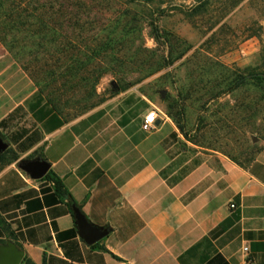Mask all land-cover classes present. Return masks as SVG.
Returning <instances> with one entry per match:
<instances>
[{"label": "crops", "instance_id": "0c3cea01", "mask_svg": "<svg viewBox=\"0 0 264 264\" xmlns=\"http://www.w3.org/2000/svg\"><path fill=\"white\" fill-rule=\"evenodd\" d=\"M37 91L0 97V123L22 108L0 127L18 154L0 169V244L13 242L34 264H247L244 246L264 264V148L240 165L195 153L166 116L151 132L105 126L100 110L68 120L38 103ZM36 159L74 203L19 168ZM73 205L109 236L88 246Z\"/></svg>", "mask_w": 264, "mask_h": 264}, {"label": "rangeland", "instance_id": "374dc122", "mask_svg": "<svg viewBox=\"0 0 264 264\" xmlns=\"http://www.w3.org/2000/svg\"><path fill=\"white\" fill-rule=\"evenodd\" d=\"M135 1L129 7L118 1L103 16L84 19L81 32L65 23L55 43L41 48L27 39L25 55L15 57L20 47L10 52L0 41V97L18 101L39 89L37 83L49 77L41 70L63 69L65 52L90 54L106 41L108 32L99 29L114 23L125 4L130 16L122 21L135 19L139 31L74 75L72 91L59 101L64 116L75 120L100 110L105 126L141 130L145 116L157 110L195 153L249 164L264 148V93L251 79L240 88L235 79L264 75V0ZM100 67L106 74L92 77ZM63 83L46 92L58 97ZM8 164L0 162V169Z\"/></svg>", "mask_w": 264, "mask_h": 264}, {"label": "trees", "instance_id": "16d2710c", "mask_svg": "<svg viewBox=\"0 0 264 264\" xmlns=\"http://www.w3.org/2000/svg\"><path fill=\"white\" fill-rule=\"evenodd\" d=\"M118 1L121 0H0V41L10 52H14L15 49L20 47L18 51L15 52V57L25 55L28 53V49H26L27 39L28 41L34 39V43L38 48H41L45 43H55V34H58V28L64 29L65 23L75 28L77 26V29L81 32L85 27L84 25H80L84 19L90 18L94 14L103 16L105 13H108L111 7ZM135 2V0H125L128 7ZM124 6L125 4H122L117 12L118 14L115 15L114 23L105 24V26L99 29L100 32H108L106 41L95 46L90 54L84 52L67 54L68 52H65L63 53V60L61 61L62 65H65L63 69L61 68L59 71L41 70V73L49 77L47 80L48 82L45 80L37 83L40 87L35 93L34 98L38 103L46 101L54 112L64 115L63 110L59 106V101L70 89L72 91L73 86L69 84L73 81L74 75L83 71L86 72L87 66L92 61L103 60L107 57V49L110 48L114 51L115 47L123 43L128 36L137 34L139 29L137 28L135 19L129 18V21H122L124 18L130 16L128 11L126 12L125 9L122 10ZM56 20L58 22H55ZM153 30L157 32L156 27L153 28ZM157 39H160V37L158 36ZM117 61L122 63L123 60L118 58ZM107 71V68L100 67L96 72L92 71V77L94 76L96 79H99L106 74ZM249 79H251L254 85L260 88L264 93V75L262 73L256 74L253 72L250 76L238 75L235 79L237 87L240 88L244 86ZM58 80L64 81L62 84L63 91L58 97H53V93H47L46 88L56 83ZM125 90L126 88H121V91ZM69 101L70 100H67V102ZM34 106L36 105L31 106V111H34ZM20 111H22V108L17 109L11 114L9 119L1 122L0 127H6L7 123ZM27 133L28 130L23 131L15 136V139H23ZM34 134V136H29L27 138V141L31 144L36 141L34 138L38 139L36 133ZM0 137L3 139L6 138L1 132ZM17 159L18 154L12 148L8 149L0 156L1 163L7 161L10 164ZM41 181L53 183L59 195L64 198H70L71 202L74 203L73 198L66 190L62 180L54 172L50 171ZM226 224H228V222L224 223L222 228H224ZM23 264L34 263L29 258H25Z\"/></svg>", "mask_w": 264, "mask_h": 264}, {"label": "water", "instance_id": "95a60500", "mask_svg": "<svg viewBox=\"0 0 264 264\" xmlns=\"http://www.w3.org/2000/svg\"><path fill=\"white\" fill-rule=\"evenodd\" d=\"M8 149V145L0 140V156ZM19 168L28 173L35 180H42L50 171V165L42 159L23 160L19 162ZM77 230L88 245H95L109 236L110 230L106 227H98L92 224L79 207L73 205ZM24 252L13 242L0 244V264H22Z\"/></svg>", "mask_w": 264, "mask_h": 264}, {"label": "built area", "instance_id": "2783aa9c", "mask_svg": "<svg viewBox=\"0 0 264 264\" xmlns=\"http://www.w3.org/2000/svg\"><path fill=\"white\" fill-rule=\"evenodd\" d=\"M160 112L157 110H152L150 111L144 118L143 124H142V129L145 132H151L156 128L157 121L160 120ZM233 209L236 207L234 204L231 206ZM243 254L245 257L248 259L247 264H254L250 260V248L248 246H244L243 249Z\"/></svg>", "mask_w": 264, "mask_h": 264}]
</instances>
